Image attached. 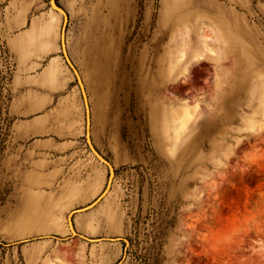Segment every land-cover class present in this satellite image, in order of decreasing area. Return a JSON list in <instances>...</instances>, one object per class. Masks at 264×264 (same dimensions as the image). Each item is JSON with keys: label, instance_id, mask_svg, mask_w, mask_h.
<instances>
[{"label": "rangeland", "instance_id": "obj_1", "mask_svg": "<svg viewBox=\"0 0 264 264\" xmlns=\"http://www.w3.org/2000/svg\"><path fill=\"white\" fill-rule=\"evenodd\" d=\"M58 4L76 120L32 96L23 121L9 117L16 65L0 36V264H264V0ZM16 9L0 0V22L20 24ZM205 35L217 60L195 55ZM69 61L114 168L105 196L110 170ZM184 107L194 117L176 137ZM100 195L72 218L102 239L89 241L67 216Z\"/></svg>", "mask_w": 264, "mask_h": 264}, {"label": "crops", "instance_id": "obj_2", "mask_svg": "<svg viewBox=\"0 0 264 264\" xmlns=\"http://www.w3.org/2000/svg\"><path fill=\"white\" fill-rule=\"evenodd\" d=\"M13 1L17 6L16 10L24 13L21 14L20 24L18 18L11 17L0 22V36L5 40L12 62L16 65L9 85L15 94L10 103L8 115L14 119V122L23 121L30 105H34V103H26L27 97L32 96L35 99L46 101L43 105L45 109L60 103V106H56L57 109L62 112L70 111L72 115L67 119L62 118L61 121L66 124L70 123L76 120L72 107L76 90L74 79L66 69L65 59L58 49L59 41L56 37V30L51 32V12L57 11H52L49 6L50 1L47 0ZM56 26L57 22L54 28ZM27 37H35L36 45L27 46ZM201 38L202 36H199L197 39L198 50L196 49L195 55L198 51L199 56L196 55L197 57L206 54L217 60L220 54L218 38L208 36L205 43L201 42ZM27 49L30 55L21 57L20 53L27 52ZM181 53L183 58L184 50ZM7 65L5 58L4 66L7 67ZM67 132L65 130L62 132V139H71Z\"/></svg>", "mask_w": 264, "mask_h": 264}, {"label": "bare ground", "instance_id": "obj_3", "mask_svg": "<svg viewBox=\"0 0 264 264\" xmlns=\"http://www.w3.org/2000/svg\"><path fill=\"white\" fill-rule=\"evenodd\" d=\"M55 1H54V3H53V1H51V6H52V8H56L55 7ZM54 10V9H53ZM58 12V14H63L61 11H57ZM64 15V14H63ZM66 20V16L64 15V21ZM64 27V26H63ZM60 37H61V41L63 42V50H65V52H66V54H67V50H66V45H65V41H64V30L63 31H61V33H60ZM207 38H208V36L207 35H205V36H202V38H201V42L202 43H205L206 41H207ZM198 50V49H197ZM197 56H199V54H198V51H197V54H196ZM67 56H68V54H67ZM67 59V58H66ZM68 60V59H67ZM69 63V62H68ZM76 70V69H75ZM74 72H76V74H77V77H78V81H79V85H80V88H81V90H82V93H83V96H84V100H85V107H86V111H87V116H88V120H87V127H86V129H87V133H86V135H87V140H88V143H89V146H90V148H91V150H92V152L98 157V154H97V152H96V148L94 147V145H93V143H92V141H91V139H90V135H89V128H88V126H89V121H90V118H89V115H88V99H87V95H86V91H85V87H84V84H83V81H82V79H81V77H80V75H79V72L76 70V71H74ZM175 117H174V120H175V124L173 125V128H174V135L176 136V137H179L180 135H181V132L184 130V128L186 127V125L193 119V117H194V112L191 110V109H189L188 107H184L180 112H175V115H174ZM102 156V155H101ZM103 157V156H102ZM99 158V160L100 161H102L103 163H105V161H103L102 159H100V157H98ZM106 165H108V167H109V170H110V176H109V178H108V181H107V186H106V188L104 189V191L102 192V194H103V196H105L108 192H109V190H110V184L112 183V180H113V173H114V168H113V166H112V164L110 163V165L109 164H107V163H105ZM101 194V195H102ZM99 196V197H97L95 200H94V202H92L91 204L92 205H88V207H82L83 209H81V210H79V212L80 211H83V210H86V209H88V208H90V207H92V206H94L98 201H99V199L101 198V197H103V196ZM67 227H68V229L72 232V230H73V233H74V226H73V222H72V212L70 211V213L68 214V216H67ZM76 231V230H75Z\"/></svg>", "mask_w": 264, "mask_h": 264}, {"label": "water", "instance_id": "obj_4", "mask_svg": "<svg viewBox=\"0 0 264 264\" xmlns=\"http://www.w3.org/2000/svg\"><path fill=\"white\" fill-rule=\"evenodd\" d=\"M51 1H53V3H54V1H55V9L57 10V11H61L66 17H67V13H66V11L58 4V2L56 1V0H50V2ZM69 63H70V65L72 66V64H71V62L69 61ZM72 68L75 70V68L72 66ZM96 152H97V154H98V157H100V159H102L103 161H105V163H107V164H109L110 165V162L106 159V158H104V157H102L101 156V154L96 150ZM93 204V203H92ZM92 204H90V205H92ZM89 205V206H90ZM86 207H88V206H86ZM85 207V208H86ZM81 209H83V208H78V209H76V210H74V211H72V218H73V216L76 214V213H78L79 212V210H81ZM74 234H77V235H79L80 237H83L84 239H87V240H89V241H99V240H102V239H98V238H90V237H87V236H84V235H82V234H79V233H77L75 230H74Z\"/></svg>", "mask_w": 264, "mask_h": 264}]
</instances>
